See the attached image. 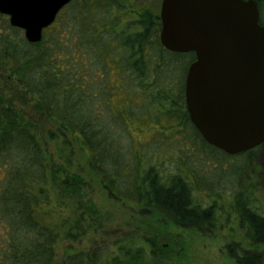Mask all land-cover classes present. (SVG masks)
<instances>
[{"label":"trees","instance_id":"16d2710c","mask_svg":"<svg viewBox=\"0 0 264 264\" xmlns=\"http://www.w3.org/2000/svg\"><path fill=\"white\" fill-rule=\"evenodd\" d=\"M255 1L264 26V0ZM134 2L71 0L35 44L0 14V264H53L60 241L101 218L83 172L69 169L71 144L88 155L110 197L202 234L212 233L225 213L244 235L225 245L228 257L263 264L264 215L254 209L251 189L228 201L214 193L205 205L179 150L190 138L204 151L222 152L203 140L186 110L185 78L195 54L166 50L159 12ZM135 133L150 140L139 143ZM177 133L185 134L175 145L181 166L170 171L158 152L164 143L172 148ZM241 155L252 156L226 154Z\"/></svg>","mask_w":264,"mask_h":264},{"label":"water","instance_id":"95a60500","mask_svg":"<svg viewBox=\"0 0 264 264\" xmlns=\"http://www.w3.org/2000/svg\"><path fill=\"white\" fill-rule=\"evenodd\" d=\"M71 0H0V14L41 41ZM161 45L195 54L184 97L191 124L227 155L264 143V26L255 0H161Z\"/></svg>","mask_w":264,"mask_h":264},{"label":"rangeland","instance_id":"374dc122","mask_svg":"<svg viewBox=\"0 0 264 264\" xmlns=\"http://www.w3.org/2000/svg\"><path fill=\"white\" fill-rule=\"evenodd\" d=\"M143 1L150 9L159 12L161 0H135L134 4L138 6ZM46 127L45 130L48 129ZM184 135L174 134L172 148L164 143L165 150L158 152L159 161L165 159L164 167L174 171L181 166L178 153L183 147L188 156L184 160L186 168L195 178L191 181L201 188V193L195 192L194 195L205 205L211 204L214 193L228 201L233 192L247 186L253 193L254 209L264 215V148L252 154L250 161L246 155L228 158L222 152L209 153L202 150L198 140L191 141L190 138H185L184 145L177 150L175 145L182 141ZM135 138L142 144L150 140L149 133H135ZM55 143H49L48 151L53 153V160L57 163ZM57 145L61 146L62 140H58ZM67 148L74 155L69 169L83 172L101 218L99 221L87 220L82 234L73 240L60 241L55 247L53 264H236L225 249L233 238L237 242L243 240V230L235 219L231 218L226 223V214L219 213L217 228L206 234L194 229L177 228L150 211H140L134 203L110 197L92 174L88 155L77 144ZM67 204L70 206V202ZM155 232L164 237H154L152 233ZM152 238L154 241L150 243L148 240Z\"/></svg>","mask_w":264,"mask_h":264},{"label":"flooded vegetation","instance_id":"af4514ba","mask_svg":"<svg viewBox=\"0 0 264 264\" xmlns=\"http://www.w3.org/2000/svg\"><path fill=\"white\" fill-rule=\"evenodd\" d=\"M263 148H264V143L259 145V146H257V147H255V148H253V149H251V150H249V151L243 152V153L256 154L257 152L258 153L261 152ZM240 154H242V153H240ZM236 155H239V154H236ZM261 157H263V153H261ZM261 157H260V159H262Z\"/></svg>","mask_w":264,"mask_h":264}]
</instances>
